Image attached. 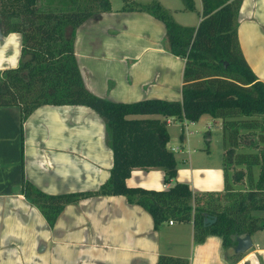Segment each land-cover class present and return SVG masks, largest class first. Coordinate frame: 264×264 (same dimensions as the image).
<instances>
[{"label": "crops", "instance_id": "crops-1", "mask_svg": "<svg viewBox=\"0 0 264 264\" xmlns=\"http://www.w3.org/2000/svg\"><path fill=\"white\" fill-rule=\"evenodd\" d=\"M149 4L153 0H134ZM178 24L196 27L201 0H193L198 17L178 18L183 0H157ZM166 1V2H165ZM111 10L90 17L74 31L77 64L86 88L117 102L146 99L181 100L183 57L166 43V27L148 10ZM238 40L243 55L264 81V0H241ZM22 34H4L0 25V69L21 62ZM163 119L159 115H147ZM147 116H133L144 117ZM167 148L174 152L177 174L168 179L158 167L133 168L128 187L166 190L175 182L194 192L221 191L224 186L221 119L167 118ZM219 130L221 156L213 149ZM113 153L106 122L86 105H41L21 124L18 106L0 107V264H157L160 255L189 264H264V226L250 235L253 245L235 253L220 236L194 240L191 222H163L124 195H95L67 204L54 225L21 192L25 176L48 194L94 192L109 178ZM264 213V211H263ZM264 220V214L259 215Z\"/></svg>", "mask_w": 264, "mask_h": 264}, {"label": "trees", "instance_id": "trees-1", "mask_svg": "<svg viewBox=\"0 0 264 264\" xmlns=\"http://www.w3.org/2000/svg\"><path fill=\"white\" fill-rule=\"evenodd\" d=\"M123 2L124 9L148 10L165 25L168 50L185 61L181 100L124 103L86 88L76 61L74 33L68 36L67 29L74 31L90 17L111 10L110 0H69L64 8L40 6L37 0H0L3 33L22 34L20 64L0 69V107L18 106L23 124L41 105H86L104 118L113 153L110 176L94 192L48 194L25 176L21 192L50 227L67 204L95 195H124L147 209L157 226L168 220L191 222L196 242L214 234L225 248H235L238 238L264 226L256 215L264 211V81L249 66L238 40L241 0H201L196 27L176 23L157 0L143 5ZM183 2L185 9L194 10L193 0ZM205 114L221 119V191L194 192L180 182L166 190L126 185L133 168L158 167L168 179L174 178L177 162L167 148V118L195 122ZM157 261L189 264L172 255H160Z\"/></svg>", "mask_w": 264, "mask_h": 264}, {"label": "rangeland", "instance_id": "rangeland-1", "mask_svg": "<svg viewBox=\"0 0 264 264\" xmlns=\"http://www.w3.org/2000/svg\"><path fill=\"white\" fill-rule=\"evenodd\" d=\"M69 1V0H68ZM67 0H37L38 4L40 6L50 5L51 7H57V8H64L68 4ZM113 3H117V0H112ZM150 0H148L149 2ZM182 0H178L180 3ZM166 2V1H165ZM184 4V2H183ZM117 5L115 4V7ZM186 11H180L178 12V18L185 19V17L189 20H192L194 16L198 17L197 10H187ZM215 136V140L213 141V149L217 150V152L220 153L221 156V149H222V138H221V132L219 130H211ZM259 215L264 214L263 211L257 212ZM264 218V217H263Z\"/></svg>", "mask_w": 264, "mask_h": 264}, {"label": "water", "instance_id": "water-1", "mask_svg": "<svg viewBox=\"0 0 264 264\" xmlns=\"http://www.w3.org/2000/svg\"><path fill=\"white\" fill-rule=\"evenodd\" d=\"M253 245V241L250 238L249 234L241 236V238L237 239V245L234 248L235 253H240L248 250Z\"/></svg>", "mask_w": 264, "mask_h": 264}, {"label": "built area", "instance_id": "built-area-1", "mask_svg": "<svg viewBox=\"0 0 264 264\" xmlns=\"http://www.w3.org/2000/svg\"><path fill=\"white\" fill-rule=\"evenodd\" d=\"M169 222L171 223L172 221L170 220Z\"/></svg>", "mask_w": 264, "mask_h": 264}]
</instances>
